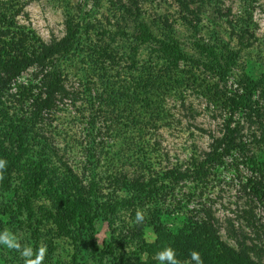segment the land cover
<instances>
[{"label": "trees", "instance_id": "trees-1", "mask_svg": "<svg viewBox=\"0 0 264 264\" xmlns=\"http://www.w3.org/2000/svg\"><path fill=\"white\" fill-rule=\"evenodd\" d=\"M62 1L64 34L36 43L17 25L25 1L0 0V158L8 161L0 187L13 193L12 203L0 204V229L6 217L15 228L25 219L33 244L45 243L52 254L44 220H50L57 235L75 240L91 237L99 216L110 227L112 237L104 244L111 253L126 237L141 239L133 257L120 256L121 264H159L155 253L169 245L181 262L190 264H195L192 250L201 253L204 264H264L259 208L264 206V173L251 150L252 144L264 143V125L252 96L255 90L264 92V74L240 78L239 91L219 89L212 75L217 80L228 76L235 59L231 51L195 40L199 55L193 56L172 24H164L163 32L153 28L138 0H109L117 29L97 30L107 39L94 43L90 29L96 23L87 18L89 12L82 13L80 3ZM242 1V11L234 16L222 0H175L194 14L196 22L183 16L192 28L209 11L215 18L229 17L238 36L248 39L254 36L252 13L258 0ZM140 47L148 49V62L136 57ZM34 65L36 82L20 81V73ZM68 65L80 67V76L71 74L77 75V86L68 81ZM187 88L218 101L222 126L217 133L207 132V149L199 151L192 142L185 159H172L160 129L176 127L167 99L181 95L184 101ZM67 100L76 108L84 101L87 115L79 107L76 119H87L88 142L62 134L54 124ZM237 113L248 121L246 132ZM240 164L248 170L238 181L245 202L221 217L207 190L225 180L224 169ZM168 195L179 205L163 206ZM137 208L145 210L144 222H125ZM172 217L179 224L167 222ZM145 225L152 227V241L141 237Z\"/></svg>", "mask_w": 264, "mask_h": 264}, {"label": "rangeland", "instance_id": "rangeland-1", "mask_svg": "<svg viewBox=\"0 0 264 264\" xmlns=\"http://www.w3.org/2000/svg\"><path fill=\"white\" fill-rule=\"evenodd\" d=\"M25 7L23 11L18 15L16 21L18 26H23L28 30V34L33 37V41L50 42L53 38H59L64 34V9L65 2L62 0H24ZM71 3H80L83 12H89L87 18H91L96 23V28L90 29L91 41L94 43H100L102 34L96 33L97 30H104V28L117 29L115 17L111 15V4L109 0H101L100 3H96L95 0H69ZM126 1V0H125ZM142 16L153 25V28L163 32L166 25L172 24L175 34L179 36L185 43V48L193 55H199V47H195V40L200 43H209L224 50L234 53V61L228 72V76L223 79L217 80L216 75L212 80L217 81L219 89L227 88V90L239 91L240 82L242 77L258 78L264 74V0H258L255 3L252 13V30L254 36L246 39H241L237 33V27L228 23L227 18L220 17L215 18L209 11H205L200 15V21L197 22V27L192 28V24L189 25L183 18H192L194 21V14L190 12H184L175 0H138ZM223 7L229 5L232 9V14L237 16L243 8L242 0H222ZM196 22V21H194ZM104 27V28H103ZM127 32L129 28H126ZM118 31V30H117ZM116 31V32H117ZM86 36V33L82 34ZM117 43V42H113ZM125 46V45H124ZM120 47V46H119ZM123 49V47H120ZM119 50L121 51L122 49ZM127 49V48H126ZM119 51V53H120ZM140 63L143 61L148 62L149 51L145 48H138L136 51V57ZM187 64H182V66ZM69 67V65H68ZM186 67V66H185ZM36 66H30L20 73L19 80L25 82H36L34 72H36ZM69 82L77 86V75H81L80 67H69ZM127 72L128 68L124 66L123 71ZM71 74H77L73 76ZM124 74V75H125ZM202 91L197 89L190 90L189 88L184 90V101H181L183 97L172 96L167 99L171 111V118L178 122L176 127L169 128L162 127L160 132L162 134V143L164 146L170 149L172 159L178 157L179 159H185L190 153L192 148V142L198 145L197 150H205L208 147L210 136L207 133L209 130L213 133H217L221 128L222 116L219 109L218 101L211 102L203 94ZM253 98L257 100L255 107L260 112L259 120L264 125V92L260 89L255 90ZM77 105L84 110V115H87L84 101H79ZM63 109L58 111V119H55L54 124H57L58 130L62 134H73L78 141L86 142V134H89L87 119L83 118L82 121L76 119L80 116L79 109L75 105H72L69 100L63 103ZM236 119L245 125L248 121L241 116V113H237ZM173 121V122H174ZM97 125V124H96ZM253 126V125H251ZM203 128L205 131L201 130ZM247 131V130H246ZM245 131V132H246ZM95 132V131H94ZM58 140L62 143V135L57 136ZM107 139L108 137L105 136ZM99 137H96L98 140ZM88 142V140H87ZM253 152L255 153L259 163L262 166L264 173V143L252 144ZM79 156V154H78ZM82 158V157H79ZM246 164H240L238 168L228 167L223 170L225 180L222 183L221 180L216 183H212L207 190L208 195L213 199V207L216 209V213L221 216L231 215V208H235L236 205H243L245 202V195L240 193L238 181L243 178L242 174H247ZM231 177V178H229ZM124 194V193H123ZM242 194V195H241ZM177 196V195H176ZM205 196H203L204 198ZM173 195H168L167 201L164 205L172 207L178 206L176 199ZM206 199V198H205ZM13 201L12 191L1 190L0 187V204H9ZM182 202L180 204H184ZM40 202H45L44 199H40ZM174 204V205H173ZM189 204V203H185ZM37 205V204H36ZM260 217L264 221V206L260 205ZM44 211H41L43 214ZM176 213V212H175ZM180 214V213H178ZM24 218V217H23ZM7 219V220H6ZM125 222H133L135 219L134 214L128 213L125 217ZM18 221L19 219L16 218ZM4 221V222H3ZM2 221L3 227L12 229L19 235L24 237L25 241L33 243L34 240L30 238L29 232L26 229L28 227L25 219L18 224L22 225L18 228L13 227L16 223L10 224L8 217ZM167 222L179 224V220L176 218H170ZM1 223V225H2ZM26 226H25V225ZM44 231H48L49 237L53 242V248L50 249L52 254L47 253L44 264H121L122 260L120 256L125 258L133 257L137 247L140 244L139 238L126 237L122 241L121 245H118L113 253L108 251L105 246V242L110 241L111 232L107 222L96 216L94 219L91 237H81L72 239L69 235H57L55 226L49 219L44 220ZM122 227V225H121ZM29 228V227H28ZM123 228V227H122ZM30 229V228H29ZM124 234L127 231L123 228ZM141 237L143 240L149 242L154 238V233L150 225H145L141 231ZM264 238V237H263ZM121 255H118V253ZM144 256V255H143ZM142 257V255H141ZM0 264H23L19 254L15 251H9L0 246Z\"/></svg>", "mask_w": 264, "mask_h": 264}, {"label": "clouds", "instance_id": "clouds-1", "mask_svg": "<svg viewBox=\"0 0 264 264\" xmlns=\"http://www.w3.org/2000/svg\"><path fill=\"white\" fill-rule=\"evenodd\" d=\"M8 167V161L5 158H0V183L5 179L4 173ZM145 220V210L137 208L135 212V223L142 224ZM0 246L19 254L23 264H44L48 247L45 243L33 244L25 241L24 237L14 232L10 228L0 229ZM154 259L159 261V264H190V262H181L177 258L176 250L169 246L157 251ZM190 260L195 264H204L202 255L197 250L190 252Z\"/></svg>", "mask_w": 264, "mask_h": 264}]
</instances>
